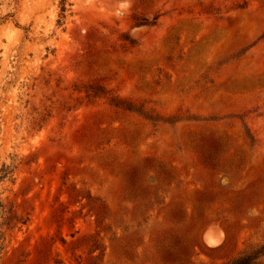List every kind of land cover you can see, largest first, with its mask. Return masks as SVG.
Wrapping results in <instances>:
<instances>
[{
	"label": "rangeland",
	"instance_id": "1",
	"mask_svg": "<svg viewBox=\"0 0 264 264\" xmlns=\"http://www.w3.org/2000/svg\"><path fill=\"white\" fill-rule=\"evenodd\" d=\"M263 240L264 0H0V264Z\"/></svg>",
	"mask_w": 264,
	"mask_h": 264
},
{
	"label": "trees",
	"instance_id": "2",
	"mask_svg": "<svg viewBox=\"0 0 264 264\" xmlns=\"http://www.w3.org/2000/svg\"><path fill=\"white\" fill-rule=\"evenodd\" d=\"M226 264H264V240L248 247Z\"/></svg>",
	"mask_w": 264,
	"mask_h": 264
},
{
	"label": "bare ground",
	"instance_id": "3",
	"mask_svg": "<svg viewBox=\"0 0 264 264\" xmlns=\"http://www.w3.org/2000/svg\"><path fill=\"white\" fill-rule=\"evenodd\" d=\"M207 241V240H206ZM216 241L214 240V239H212V238H208V241H207V243H210V244H214ZM217 243V242H216ZM215 243V244H216Z\"/></svg>",
	"mask_w": 264,
	"mask_h": 264
}]
</instances>
